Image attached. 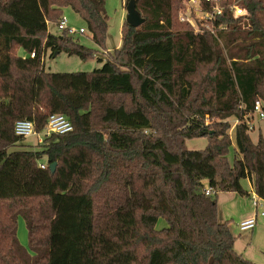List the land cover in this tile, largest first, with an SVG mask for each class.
I'll use <instances>...</instances> for the list:
<instances>
[{"label":"trees","instance_id":"1","mask_svg":"<svg viewBox=\"0 0 264 264\" xmlns=\"http://www.w3.org/2000/svg\"><path fill=\"white\" fill-rule=\"evenodd\" d=\"M105 1L0 0V264H255L234 250L217 194L249 197V180L264 201V139L247 127L264 103V0L225 10L214 35L178 23L190 0H135L144 24L124 22L99 68L47 72V52L93 56L48 23L69 7L103 48ZM53 114L72 131L34 148L13 132L27 120L41 133ZM199 137L204 149L185 148Z\"/></svg>","mask_w":264,"mask_h":264},{"label":"rangeland","instance_id":"2","mask_svg":"<svg viewBox=\"0 0 264 264\" xmlns=\"http://www.w3.org/2000/svg\"><path fill=\"white\" fill-rule=\"evenodd\" d=\"M105 14L107 16V31L104 39L103 48L96 45L92 39L91 35L86 28L85 22L75 14L71 8L65 7L62 9L61 17L66 20V25L76 31L83 29V34H74L72 37L78 44L92 51L93 56L87 60H80L75 56H67L64 52H60L56 55L50 56V52L44 57V67L47 72L50 73H78V72H91L101 66L97 59H105L110 51L121 45V30L125 21L126 10L124 8V0H106L105 1ZM48 30L52 34H60L61 31L57 30L56 24L48 23ZM185 27V26H183ZM189 28L191 30L196 28ZM197 28L199 24H197ZM16 55L23 57L25 53L22 49L16 50ZM206 123H209L206 120ZM251 124L253 130L249 131L250 138L253 142L257 141L258 136L264 139V119L251 118ZM231 128L229 130V135L231 139L233 138L232 129L235 125L234 120H230ZM41 133H34L29 137L24 138L23 144L29 148H34L42 142L40 139ZM206 146V138L199 137L195 139H190L185 141V148L188 150H202ZM233 140L232 145L228 154V160L231 162L233 159ZM13 149V148H12ZM11 149V150H12ZM241 187L248 193L253 189H250V183L248 180H242L240 182ZM252 186V185H251ZM219 209L224 221H227L231 227V231L234 234V250L241 255L243 258L255 263L264 264V216L260 217L258 215L257 225L255 229L250 232H240L238 229V224L243 214V204H234L225 193H218ZM239 196V195H238ZM248 199V197H242ZM264 211L259 209V212ZM237 224V225H236ZM165 227V222L163 219H159L156 224V229H161ZM16 236L20 245L26 247L28 246L27 230L25 221L23 218L19 217L17 220Z\"/></svg>","mask_w":264,"mask_h":264},{"label":"built area","instance_id":"3","mask_svg":"<svg viewBox=\"0 0 264 264\" xmlns=\"http://www.w3.org/2000/svg\"><path fill=\"white\" fill-rule=\"evenodd\" d=\"M243 0L232 1L226 5L221 4V0H205V3L210 5L209 10L202 9L199 0H190L186 2L178 14L177 21L180 24L186 25L193 29L194 32H209L215 34L216 30V21L221 17L225 10H228L232 13L233 16H244L246 15V10L242 6ZM197 24L201 29L197 28ZM57 30L65 32L67 36H72L74 34H83V29L78 31L68 27L66 25V20L64 17L56 24ZM222 29V28H220ZM251 115L254 118L259 120L264 119V103L260 100H256L253 103V108ZM236 123V121H235ZM248 131L253 130L251 121L247 123ZM72 131L71 123L60 114L50 115L46 121L44 129L41 131L40 139H44L51 135H63ZM13 132L17 137L26 138L31 135H34V125L31 121L19 120L16 121L13 126ZM40 168H43V165H39ZM204 189V194L211 196L214 194L213 190L210 188ZM250 203L255 211V216L241 220L238 223V229L241 232L253 230L256 226V218L259 215L260 217L264 216V211L259 212V209L264 210V201L259 199L254 193L250 196Z\"/></svg>","mask_w":264,"mask_h":264},{"label":"crops","instance_id":"4","mask_svg":"<svg viewBox=\"0 0 264 264\" xmlns=\"http://www.w3.org/2000/svg\"><path fill=\"white\" fill-rule=\"evenodd\" d=\"M125 8V7H124ZM118 48V47H116ZM115 49V48H114ZM249 181V180H248ZM250 183V181H249ZM250 189H252V186H251V183H250ZM226 196L234 203V204H238L241 206V204H243V207H244V212L243 214L241 215V218L239 219V221L243 220V219H246V218H250V217H254L255 216V211L253 210L252 206H251V203H250V196L251 194H253V190L250 192V196L248 197V199L246 198H242L241 196H238L237 194H234V193H225ZM217 205H218V210H219V215H220V218L222 220L223 217L221 215V212H220V209H219V202H218V196H217ZM257 219H258V216L256 218V225H257ZM238 224V223H237ZM236 224V225H237ZM256 227V226H255ZM255 229V228H254ZM253 229V230H254ZM253 230H250V232H252ZM241 232V231H240ZM246 232V231H245ZM234 235V234H233ZM234 247V246H233Z\"/></svg>","mask_w":264,"mask_h":264},{"label":"water","instance_id":"5","mask_svg":"<svg viewBox=\"0 0 264 264\" xmlns=\"http://www.w3.org/2000/svg\"><path fill=\"white\" fill-rule=\"evenodd\" d=\"M135 0H129L125 6L126 15H125V23L133 28H138L144 24L145 20L141 18L140 14L135 8ZM59 52H55L54 55L58 54ZM55 165L52 164L49 166L51 172H54Z\"/></svg>","mask_w":264,"mask_h":264}]
</instances>
